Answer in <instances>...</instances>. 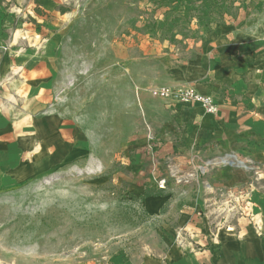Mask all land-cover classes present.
Instances as JSON below:
<instances>
[{
    "label": "rangeland",
    "instance_id": "obj_1",
    "mask_svg": "<svg viewBox=\"0 0 264 264\" xmlns=\"http://www.w3.org/2000/svg\"><path fill=\"white\" fill-rule=\"evenodd\" d=\"M253 1L0 0V59L15 65L0 82L2 117L27 138L61 108L68 139L80 129L92 152L61 165L44 145L23 152L30 176L0 188V264H73L92 247L154 230L144 203L172 173L157 162L141 98L194 56L206 32L247 18ZM31 60L49 62L47 74L29 77Z\"/></svg>",
    "mask_w": 264,
    "mask_h": 264
},
{
    "label": "crops",
    "instance_id": "obj_2",
    "mask_svg": "<svg viewBox=\"0 0 264 264\" xmlns=\"http://www.w3.org/2000/svg\"><path fill=\"white\" fill-rule=\"evenodd\" d=\"M252 4L247 18L206 32L194 56L155 83L192 87L212 98L216 113L206 112L199 102L141 98L143 122L156 134L157 162L174 179L146 197L154 230L129 244L92 247L73 264H264V0ZM46 63L27 61L29 77L47 74ZM14 66L9 57L0 59V82L7 81ZM59 110L58 117L49 111L44 121L34 123L27 138L0 113V188L12 177L30 176L22 165L27 149L41 153L44 145L58 165L92 154L80 129L68 139L67 117ZM38 124L48 133L44 143L38 142ZM172 175L161 177L172 180ZM144 191L145 186L133 192ZM245 202L252 204V219L240 213ZM228 206L238 212L223 213Z\"/></svg>",
    "mask_w": 264,
    "mask_h": 264
},
{
    "label": "built area",
    "instance_id": "obj_3",
    "mask_svg": "<svg viewBox=\"0 0 264 264\" xmlns=\"http://www.w3.org/2000/svg\"><path fill=\"white\" fill-rule=\"evenodd\" d=\"M264 41V38H263ZM151 96L153 97H174L177 101L182 103H192L199 102L203 106L206 112L208 113H216L218 111L217 105L212 100L211 97L206 95H201L196 92L192 87L189 86H160L153 87L149 90ZM165 180H160L159 187H164ZM252 204L245 202V204L241 205L240 213H244L249 216L251 219L254 218L253 214H251ZM229 215H235L238 210L236 207L228 206V208L223 209V213H227ZM178 241H181L183 238L182 233L177 234Z\"/></svg>",
    "mask_w": 264,
    "mask_h": 264
}]
</instances>
